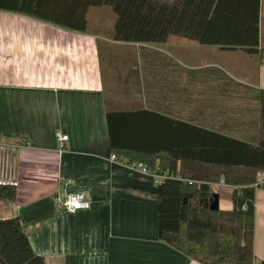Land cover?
<instances>
[{"label": "crops", "instance_id": "1", "mask_svg": "<svg viewBox=\"0 0 264 264\" xmlns=\"http://www.w3.org/2000/svg\"><path fill=\"white\" fill-rule=\"evenodd\" d=\"M75 5L41 1L46 10L80 8ZM113 21L108 8H90L88 27L78 32L0 11V184L16 187L14 201L0 200V219H20L44 264H200L158 238L155 177L110 160L106 113L155 112L224 134L232 119L215 111L224 107L216 95L264 89V64L257 54L176 37L157 44L116 42L112 30L105 32ZM209 67L224 72L230 86L215 81V72L210 83L201 81L199 71ZM57 132L67 139L61 143ZM216 187L219 208L231 210L233 187L219 181ZM74 191H83L90 207L57 209L55 201ZM253 252L264 261L259 188Z\"/></svg>", "mask_w": 264, "mask_h": 264}, {"label": "trees", "instance_id": "2", "mask_svg": "<svg viewBox=\"0 0 264 264\" xmlns=\"http://www.w3.org/2000/svg\"><path fill=\"white\" fill-rule=\"evenodd\" d=\"M41 1L0 0V11L85 32L89 9L106 7L114 16L113 41L157 44L176 37L257 54L264 64L259 0H69L80 8L65 10L43 9ZM210 72L230 86L218 68L200 70V80L210 83ZM216 96L224 107L215 111L232 119L224 134L155 112L108 111L109 149L118 160L141 163L161 177L156 185L160 240L200 264H264L253 252L254 194L256 188L264 190L259 178L264 176V89ZM220 179L233 187L231 210L209 209ZM15 197L13 184H0V200ZM0 264H44L17 216L0 219Z\"/></svg>", "mask_w": 264, "mask_h": 264}, {"label": "built area", "instance_id": "3", "mask_svg": "<svg viewBox=\"0 0 264 264\" xmlns=\"http://www.w3.org/2000/svg\"><path fill=\"white\" fill-rule=\"evenodd\" d=\"M56 138L62 143L64 140L67 139V136L57 132ZM110 160L113 162H120L128 166L129 168L140 171L142 173L152 174L155 177L156 182H158L161 178L160 176L150 172L146 168V166H144L141 163L129 162L128 160H118L114 154L110 155ZM219 183H223V181L219 180ZM55 205L56 208L59 209L60 211L67 213H75L80 210L88 209L90 207V202L88 200L87 195L83 191H74V192L66 193L61 200L55 201Z\"/></svg>", "mask_w": 264, "mask_h": 264}, {"label": "water", "instance_id": "4", "mask_svg": "<svg viewBox=\"0 0 264 264\" xmlns=\"http://www.w3.org/2000/svg\"><path fill=\"white\" fill-rule=\"evenodd\" d=\"M209 209L210 210H217L219 209V204H218V194L214 193L212 196V200L209 203Z\"/></svg>", "mask_w": 264, "mask_h": 264}, {"label": "rangeland", "instance_id": "5", "mask_svg": "<svg viewBox=\"0 0 264 264\" xmlns=\"http://www.w3.org/2000/svg\"><path fill=\"white\" fill-rule=\"evenodd\" d=\"M110 18H112V16L110 15ZM108 20H109V18H108ZM107 22V21H106ZM108 23V22H107ZM112 30V27H111V25H109V24H106L105 25V32H110ZM214 189H215V191H216V193H217V190H218V188L216 187V185L214 186ZM220 191V190H219ZM0 214H2L1 212H0ZM0 217H2V216H0Z\"/></svg>", "mask_w": 264, "mask_h": 264}]
</instances>
